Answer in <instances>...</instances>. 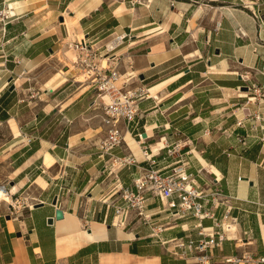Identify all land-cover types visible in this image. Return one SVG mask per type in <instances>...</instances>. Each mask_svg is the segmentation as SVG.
<instances>
[{"label":"crops","instance_id":"obj_1","mask_svg":"<svg viewBox=\"0 0 264 264\" xmlns=\"http://www.w3.org/2000/svg\"><path fill=\"white\" fill-rule=\"evenodd\" d=\"M252 11L264 24V0H0V182L20 200L14 214L0 204V264H186L169 241L197 239L198 220L172 218L171 200L155 197L146 202L148 223L133 213L117 217L114 180L130 187L141 169L109 179L96 149L104 127L93 89L64 67L40 69L62 44L82 38L104 66V46L121 35L111 63L120 82L132 76L126 90L144 87L148 96L115 154L144 168L147 147L161 170L171 162L162 160V142L179 143L187 172L207 165L206 176L232 198L235 233L213 250L215 259L264 253V99L248 105L260 120L236 125L251 95L244 88L255 83L264 93V30ZM223 211L214 210L215 219ZM201 223L209 229L213 221ZM92 224L104 227L101 238L91 236Z\"/></svg>","mask_w":264,"mask_h":264},{"label":"built area","instance_id":"obj_2","mask_svg":"<svg viewBox=\"0 0 264 264\" xmlns=\"http://www.w3.org/2000/svg\"><path fill=\"white\" fill-rule=\"evenodd\" d=\"M251 18L258 31L263 32L264 24L259 14L252 11ZM219 28L220 22L217 21L214 24V32H217ZM124 39L125 35L117 36L109 41L113 47L110 48L108 43L104 46L106 53L104 57L105 60L108 59L104 66L96 62V55L89 48L86 40H78L71 43L72 47L70 46L76 52L77 64L82 67V75L85 79L83 82L88 83L93 89V104H96L102 113L101 123L104 132L103 138L96 144V149L99 155L105 158L104 172L107 171V175L116 177L118 171L126 167L137 165V168L141 169V173L130 187L122 186L115 178L116 185L112 192L122 202L121 205L115 207V215L122 219L133 213L143 223H148L151 217L145 211L148 197L158 198L161 202L171 200L168 206L175 208V211L171 213L172 218L178 220L192 217L198 220L195 226L198 230L197 239L186 237L169 241L173 256H183L186 264H264V253L257 256L242 253L215 259L213 250L218 248L223 241L228 240L227 234L235 233V230L230 229L236 222V219L230 216L232 206L229 202L232 198L223 194L215 175H212L213 179L206 176L210 173L204 167L198 169L195 174L187 172V163L182 159V147L179 143L168 144L160 140L162 144L159 151L164 152L162 160H171L161 170L155 168L158 164L156 158L159 155H151L147 147L141 148L143 162L147 165L144 168L139 167V163L132 155L115 154V150L121 149L124 144V132L128 125L135 120L138 103L148 96V91L144 87L126 90L125 84L132 76L128 74L127 78L120 82L122 77L118 73L117 66L111 63L113 57L110 55ZM241 80L246 83L249 79L247 76H242ZM246 90L254 94V100L247 98L246 103L241 107L243 118L236 119L237 127L241 128L244 127L246 119L260 120L259 115L250 112L248 105L254 104L255 97L262 99L264 96V93L259 95V86L255 83L247 85ZM256 101L259 104L258 100ZM138 140L142 141L141 135H138ZM261 143L264 145V137L261 138ZM174 200L177 201L176 206L173 203ZM0 204H6L9 214L16 213L20 204L17 194H11L5 182H0ZM206 207L209 209L206 210ZM220 207H223L224 211L221 219L217 220L214 210ZM204 219L213 221L211 228H203L201 221ZM121 222H119L120 225Z\"/></svg>","mask_w":264,"mask_h":264},{"label":"rangeland","instance_id":"obj_3","mask_svg":"<svg viewBox=\"0 0 264 264\" xmlns=\"http://www.w3.org/2000/svg\"><path fill=\"white\" fill-rule=\"evenodd\" d=\"M72 44L71 43H65L62 44L61 47H59L58 50V54L55 58L51 59L47 64H45L44 66H41L40 69L48 66V67H52L55 71L61 72L63 71V67L66 69L64 72L70 70V74L69 75H73L74 79H81L83 80L82 74V67L77 64V57H76V52L73 50V48H71ZM72 56L76 58V63H72ZM39 67V66H38ZM45 77L43 76H38L37 77V82L36 85L37 87H41L42 83L44 82ZM87 85V84H86ZM254 94H251L249 96H253ZM259 95H262V93L260 92ZM264 99V98H262ZM7 134H6V130L4 128H2L1 130V142H5L7 140ZM107 174V171L105 172ZM107 177L109 179H111L113 177V175H107Z\"/></svg>","mask_w":264,"mask_h":264},{"label":"bare ground","instance_id":"obj_4","mask_svg":"<svg viewBox=\"0 0 264 264\" xmlns=\"http://www.w3.org/2000/svg\"><path fill=\"white\" fill-rule=\"evenodd\" d=\"M108 46L110 48L113 47V45L111 43H109ZM74 63H76V60L74 61ZM82 77H83V80H82V82H83V81H85V79H84V76L83 75H82ZM248 98H250V100H254L253 96L248 97ZM204 169H206L209 173H211V171H210V169H209V167L207 165H204ZM6 200L7 201H10L9 198H6ZM72 221H75V219L72 216H67V223H68V225H71L72 224ZM230 229L231 230H234L235 227L232 225ZM103 230H104V227L102 225H94V224H92V233H91L92 235L91 236L94 237V238H101L102 235H103Z\"/></svg>","mask_w":264,"mask_h":264},{"label":"water","instance_id":"obj_5","mask_svg":"<svg viewBox=\"0 0 264 264\" xmlns=\"http://www.w3.org/2000/svg\"><path fill=\"white\" fill-rule=\"evenodd\" d=\"M60 21H61V19H60ZM140 79H142V78H140ZM11 81H12V78H10V79L8 80V83H11ZM9 90H10V91H13V86H12V85L10 86ZM244 90H246V88H244ZM55 204H56V199H54V200L52 201V205L55 206ZM36 206H38V205H35V207H36ZM54 219H55V220H62V219H63V213H62V211H60L59 209H57V210L55 211ZM52 221H53V219H49V220L47 221V223H48L49 225H51V224H52Z\"/></svg>","mask_w":264,"mask_h":264}]
</instances>
